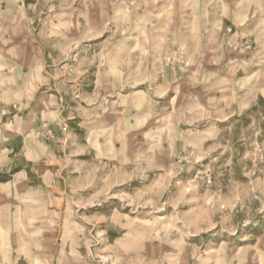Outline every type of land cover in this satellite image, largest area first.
Segmentation results:
<instances>
[{
    "label": "rangeland",
    "instance_id": "374dc122",
    "mask_svg": "<svg viewBox=\"0 0 264 264\" xmlns=\"http://www.w3.org/2000/svg\"><path fill=\"white\" fill-rule=\"evenodd\" d=\"M0 264H264V0H0Z\"/></svg>",
    "mask_w": 264,
    "mask_h": 264
}]
</instances>
